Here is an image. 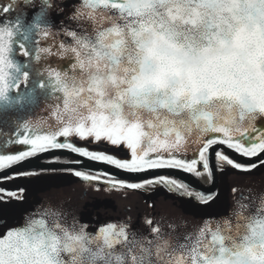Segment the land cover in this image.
Returning <instances> with one entry per match:
<instances>
[{
  "label": "snow or ice",
  "instance_id": "obj_1",
  "mask_svg": "<svg viewBox=\"0 0 264 264\" xmlns=\"http://www.w3.org/2000/svg\"><path fill=\"white\" fill-rule=\"evenodd\" d=\"M20 4L31 0L0 3V113L30 112L42 100L49 114L11 118L13 130L0 132V171L64 149L129 173L176 169L211 177L214 148L264 155V124H257L264 118V0H81L71 17L76 25L59 30L51 0H42L31 21ZM72 137L123 147L130 158L76 146ZM11 146L25 150L4 154ZM215 157L221 168L258 166L222 150ZM19 175L32 173L5 179ZM74 175L112 190L161 185L204 204L215 198L166 175L143 182ZM22 192L0 188V200L22 199ZM87 227H69L49 210L23 226L0 225V264H264V197L254 213L241 211L223 226L206 221L183 242L162 235L159 225L153 239L129 233L124 223L95 233Z\"/></svg>",
  "mask_w": 264,
  "mask_h": 264
},
{
  "label": "flooded vegetation",
  "instance_id": "obj_2",
  "mask_svg": "<svg viewBox=\"0 0 264 264\" xmlns=\"http://www.w3.org/2000/svg\"><path fill=\"white\" fill-rule=\"evenodd\" d=\"M257 124H264V118L258 119ZM216 150H222L224 154L241 164L257 163L258 166L250 172H244L227 165L221 168L215 157ZM90 151L104 152L119 159L130 158V153L119 146H112L109 149L107 146L100 145L97 150ZM189 155H191V151ZM73 160V158L63 160L58 157H50L39 168L25 171L32 175H19L12 179H5L9 177L6 176L0 179V188L15 191L17 183L27 181L28 178H42L44 174L52 171H64L70 174H74L75 170L85 171L89 174L105 173L88 168L53 167L55 164ZM259 160H264V155L258 158H245L225 146H219L210 150L209 153L211 177L207 173L200 177L192 174L198 181L197 185L187 176V173L179 177L162 174L183 181L189 185L191 191L204 194L215 193L214 200L207 204L202 203L195 196L188 197L170 192L161 185L146 186L139 190L108 188L109 193L104 191L105 189H85L79 195L75 192L76 195L71 200L73 203L68 206L63 205V207L60 206L59 193L22 196V199L4 197L3 200H0V225L23 226L26 219L34 218L39 213L49 210L59 212L65 225L71 227L75 224L77 228L80 225H88L86 231L92 233H95L101 225L114 222L127 224L129 233H134L138 237L153 239L151 228L159 225L162 235L171 236L174 241L183 242L186 234L195 232L206 221L212 227H216L217 224L223 226L225 218L235 223L237 213L243 211L244 215H249L256 211L261 198L264 197V166H259ZM198 168L203 172L202 166H198ZM216 179L217 183L214 186ZM143 181L145 180L127 182ZM98 183L104 184L102 181L94 182L95 185ZM233 189L236 191L234 192ZM42 204L45 206H41ZM146 219H151L152 225L147 224ZM170 225L174 227H170Z\"/></svg>",
  "mask_w": 264,
  "mask_h": 264
},
{
  "label": "rangeland",
  "instance_id": "obj_3",
  "mask_svg": "<svg viewBox=\"0 0 264 264\" xmlns=\"http://www.w3.org/2000/svg\"><path fill=\"white\" fill-rule=\"evenodd\" d=\"M6 2L7 0H0V3ZM51 2L56 5L58 9L49 10V16L52 23L54 24V30H59L60 28L68 26L74 27L77 21L72 20L71 17L76 12L77 7L81 4V0H51ZM41 5L42 0H31L29 7L25 8L23 4H20L19 8L27 12V20L31 21L35 12L40 9ZM58 39H65V37L61 35L58 37ZM49 63L55 66L57 63L63 64L64 62L57 60L56 58H50ZM48 114V110L46 109L42 100H39L37 106L32 107L30 112L25 109L23 112L9 110L8 112L0 113V132L8 133L13 130L11 127L12 117H16L18 115H27L28 118L32 120H40L46 119ZM4 138L5 137H0V143H2ZM69 142H73L76 146L86 147L88 150H97L100 145L103 147L107 146L109 149L112 148V145L106 142L94 143L90 140H80L75 137L69 138ZM21 150L25 149L20 146H11L4 151L6 152L5 154H11ZM97 185L99 189H105L104 191L109 190V187L104 184L98 183L95 185L94 182L84 181L81 178L76 177L74 174L66 173L64 171H52L50 173L44 174L42 178H28L27 181L25 180L22 183H17L15 186V191L23 189L21 194L22 196L59 193V197L61 199L60 206L63 207V205L68 206L69 204L73 203L71 200L76 194L79 195V193L85 189L96 190ZM41 206L45 205L42 204Z\"/></svg>",
  "mask_w": 264,
  "mask_h": 264
},
{
  "label": "water",
  "instance_id": "obj_4",
  "mask_svg": "<svg viewBox=\"0 0 264 264\" xmlns=\"http://www.w3.org/2000/svg\"><path fill=\"white\" fill-rule=\"evenodd\" d=\"M68 156V157H74L76 158L79 163H61V164H55L53 167H79V168H84V167H90V168H98L104 172H109L113 174L116 177H120L123 179H131V180H140L144 178H150L151 176H156V175H162V174H170V175H176V176H183L185 175L186 172L182 170H176V169H157V170H148L146 172L142 173H129L124 170L118 169L115 166L108 165L103 162H97V161H92L86 157H82L77 153H73L69 150H64V149H56V150H50L49 152L38 154L35 157L28 158L24 162L19 163L16 166H13L7 170L0 171V178L5 177V175L16 173V171H23L27 169H35L38 168L39 166L43 165L42 160L47 159L49 157L53 156ZM187 176L192 179V181H195L196 185L198 184L197 179L190 174L187 173ZM217 183V179L215 180V184ZM213 189V188H212Z\"/></svg>",
  "mask_w": 264,
  "mask_h": 264
}]
</instances>
